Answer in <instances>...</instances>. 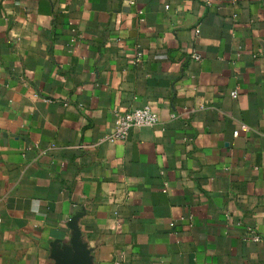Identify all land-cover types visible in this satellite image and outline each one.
Masks as SVG:
<instances>
[{
  "label": "crops",
  "instance_id": "1",
  "mask_svg": "<svg viewBox=\"0 0 264 264\" xmlns=\"http://www.w3.org/2000/svg\"><path fill=\"white\" fill-rule=\"evenodd\" d=\"M76 216L92 264H264V0H0V264Z\"/></svg>",
  "mask_w": 264,
  "mask_h": 264
},
{
  "label": "built area",
  "instance_id": "2",
  "mask_svg": "<svg viewBox=\"0 0 264 264\" xmlns=\"http://www.w3.org/2000/svg\"><path fill=\"white\" fill-rule=\"evenodd\" d=\"M196 33L199 34L200 31L197 30ZM191 58L197 61L201 60L197 52H193ZM231 95L234 99H237L239 93L234 91ZM159 123V115L148 106L138 107L125 113H117L114 118V129L108 140L111 142L127 141L134 131L154 128ZM250 237L254 242L261 241V238L254 232L250 233Z\"/></svg>",
  "mask_w": 264,
  "mask_h": 264
},
{
  "label": "water",
  "instance_id": "3",
  "mask_svg": "<svg viewBox=\"0 0 264 264\" xmlns=\"http://www.w3.org/2000/svg\"><path fill=\"white\" fill-rule=\"evenodd\" d=\"M79 218L80 216L74 217L69 225L70 229L75 233L70 247L57 251L56 245H54V264H92L91 252L82 243V233L75 225Z\"/></svg>",
  "mask_w": 264,
  "mask_h": 264
}]
</instances>
